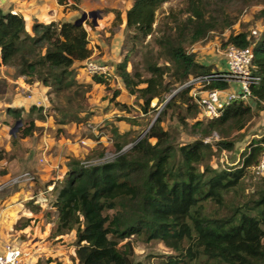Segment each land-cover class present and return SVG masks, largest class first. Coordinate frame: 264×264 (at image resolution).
Returning a JSON list of instances; mask_svg holds the SVG:
<instances>
[{"label":"trees","instance_id":"trees-1","mask_svg":"<svg viewBox=\"0 0 264 264\" xmlns=\"http://www.w3.org/2000/svg\"><path fill=\"white\" fill-rule=\"evenodd\" d=\"M165 1L134 0L126 11V29L146 36L152 34L156 12ZM253 1L264 2L241 0V5L248 6ZM58 2L63 4L64 0ZM227 3L228 0L213 3L186 0L185 18L176 15L173 26L160 30L156 40L158 54L146 63L149 76L140 71L131 72L128 56L116 64L125 89L142 100L143 112L154 108L151 107L154 98L159 103L165 102L174 88L184 85L192 76L211 72L187 46L232 25L225 8ZM259 15L264 18V8ZM117 17L122 21L121 13ZM88 44V32L83 24L36 21L30 32L22 13L0 7V65L16 68L17 75L25 76L30 83L39 81L60 94L79 88L81 83L74 66L91 57L93 51ZM227 44L253 47L252 73L261 80L250 86L249 98L232 99L219 116L196 120L193 124L178 115L184 129L200 135L192 143H177L173 133L161 125L162 116H159L147 134L130 148L124 149L125 144L117 142L113 160L94 164L75 160L53 187L52 237L75 230L78 241L83 240L81 229L86 221L103 235L115 239L109 244V264H136V241H160L171 249L161 264H264V178L259 179V188L253 195L227 207L228 213L210 214L206 210L210 202L224 206L227 196L240 194L246 176L264 155V134L249 142L235 167L200 170L197 166L206 158L207 137L217 134V144L233 150L247 135L245 131L252 118L264 112V27L257 40L239 32L231 34ZM162 55L172 66L160 64ZM93 80L107 83V78L101 75H93ZM207 88L226 90L230 83L214 80ZM189 92L190 86L182 87L165 103V111L181 104H187L188 109L197 108ZM84 107L81 104L72 111L66 106L57 109L63 113V119L76 120ZM43 110V106L32 105L29 114L37 113L39 119H44ZM7 111L14 117L22 114L21 108L10 107ZM30 123L20 130L23 137L35 130L34 121ZM6 155L5 150H0V162ZM5 174L7 170L0 169V175ZM34 209L38 208H30L35 212Z\"/></svg>","mask_w":264,"mask_h":264},{"label":"rangeland","instance_id":"rangeland-1","mask_svg":"<svg viewBox=\"0 0 264 264\" xmlns=\"http://www.w3.org/2000/svg\"><path fill=\"white\" fill-rule=\"evenodd\" d=\"M133 1L64 0L63 4L59 3L63 7H59L56 23L76 21L86 13L82 24L88 32V46L93 51L90 58L109 66L106 84L93 80V75L85 69V61L74 66L81 86L74 87L68 94L57 93L39 81L28 82L25 76L17 75L14 67L0 68V150L7 152L6 158L0 162V169L7 170V174L0 175V227L4 232H9L12 239L25 241L21 249L24 252L23 260L29 264L47 263L49 260L56 264L62 258L68 264H109V244L115 239L103 235L86 221H83L81 229L83 240L78 241L75 230L57 237L51 236L55 220L53 187L75 160L83 164L113 160L117 153V142L125 144L124 149L130 148L147 134L159 116H162L161 125L173 133L177 143L188 144L200 138V135L184 129L178 120V115L185 116L189 124L206 119L191 91L193 86L189 95L199 108L188 109L187 104H181L178 108L165 111V102L159 103L158 98H154L151 102L154 108L145 113L140 106L142 100L125 89L116 72V64L128 56L131 72L140 71L145 77L150 75L146 63L154 60L158 54L156 40L160 30L173 26L176 15L185 18L186 0H166L156 12L153 33L147 36L126 29V11ZM209 1L213 3L217 0ZM241 4V0H228L225 8L232 18L231 26L217 29L203 40L187 46V50L194 52L197 60L211 72L226 69L224 51L231 34L245 32L257 40L263 30L264 18L259 12L264 8V2L253 1L248 6ZM118 13H121L120 22ZM159 62L169 64L165 55L161 56ZM166 79L169 80V74ZM232 87L236 89L238 86L232 83ZM181 89L182 86H178L172 93ZM193 89L198 91L200 88L195 86ZM81 104L85 106L84 111L76 120L63 119V113L57 109L66 106L72 111ZM32 105L43 106L44 119H39L37 113L29 114ZM10 107L21 108L20 117L12 116L7 111ZM31 121L35 123V130L23 137L20 130L30 126ZM263 131L264 117L259 113L252 118L245 131L247 135L236 143L233 150L219 146L217 134L207 137L204 140L209 143L205 150L206 158L197 166L200 170L205 167L227 169L237 166L250 136ZM151 141L155 142V139ZM260 178H264V173L252 168L238 196H227L224 206L208 203L207 212L228 213L230 210L227 207L255 193ZM32 206L38 209L33 212L30 210ZM47 212H50V218L46 217ZM36 244H40L41 248H37ZM171 252L160 241H136L134 263L161 264ZM38 255L42 259L39 258L37 262L35 258Z\"/></svg>","mask_w":264,"mask_h":264},{"label":"built area","instance_id":"built-area-1","mask_svg":"<svg viewBox=\"0 0 264 264\" xmlns=\"http://www.w3.org/2000/svg\"><path fill=\"white\" fill-rule=\"evenodd\" d=\"M226 69L223 71H214L208 74L195 76L188 80L182 87L198 86L200 89L194 91L193 96L201 108L206 118H215L220 115L223 106L232 99L244 98L250 96V86L256 85L261 78L252 73L253 67V47H238L234 44H228L224 51ZM85 69L90 75L107 76L109 66L91 58L85 60ZM214 80H223L231 85L237 84L234 92L227 90L209 89L208 84ZM258 173H264V155L259 164L255 167ZM24 252L19 247L11 244L6 245L0 252V264H27L24 260Z\"/></svg>","mask_w":264,"mask_h":264},{"label":"crops","instance_id":"crops-1","mask_svg":"<svg viewBox=\"0 0 264 264\" xmlns=\"http://www.w3.org/2000/svg\"><path fill=\"white\" fill-rule=\"evenodd\" d=\"M0 7L4 11H11V12H19L22 13L26 19V25L28 31L32 32V27L34 22H42V23H50L55 20L58 21V10L60 6L58 0H0ZM64 14V13H63ZM225 62V60H224ZM82 64L83 62H78ZM7 67L6 65H0V68ZM223 71V70H220ZM228 92H234L235 89H233L232 85H230L229 89H226ZM253 105V104H252ZM261 117H264V113H261ZM264 134V131L260 133H254L250 136L249 142L256 137H260ZM247 143V145L249 144ZM246 145V147H247ZM245 147V148H246ZM9 232H4L3 229L0 227V252L3 251L6 247V245L11 244L13 246L19 247L20 249L23 248V242H18L16 239H12L9 235ZM38 238V237H37ZM39 241V238L37 239ZM38 247L41 248L40 244H36ZM23 251V250H22ZM42 259V256L38 255L35 259L36 261ZM44 259V258H43ZM62 262V264H68L67 260L58 259ZM42 261V260H41ZM29 264L30 262H27ZM34 263V262H31ZM39 264V263H38ZM40 264H54V262H41Z\"/></svg>","mask_w":264,"mask_h":264},{"label":"water","instance_id":"water-1","mask_svg":"<svg viewBox=\"0 0 264 264\" xmlns=\"http://www.w3.org/2000/svg\"><path fill=\"white\" fill-rule=\"evenodd\" d=\"M86 18V13H84L83 15H82V17L81 18H79L78 20H76L75 21V23L77 24V25H81L83 22H84V19ZM178 92V90L177 91H174L167 99H166V101H165V103L168 101V100H170L176 93ZM155 121H153V123H154ZM18 123H20V122H18ZM152 123V124H153ZM151 124V125H152ZM140 139H138L137 141H139Z\"/></svg>","mask_w":264,"mask_h":264}]
</instances>
